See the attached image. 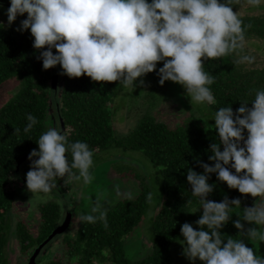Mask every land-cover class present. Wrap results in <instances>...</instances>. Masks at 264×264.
<instances>
[{
  "label": "trees",
  "instance_id": "obj_1",
  "mask_svg": "<svg viewBox=\"0 0 264 264\" xmlns=\"http://www.w3.org/2000/svg\"><path fill=\"white\" fill-rule=\"evenodd\" d=\"M244 2L248 0H231V6ZM261 2L255 7L264 9V0ZM0 5H3L0 12H3L5 21L0 26V85L10 79H18L20 85L13 96L0 106V264H8L5 247L11 229L10 214L14 203L21 198L18 189L22 187H14L13 182L21 181L23 186L30 167L28 159L18 168L17 161L38 147L36 140L48 129L50 116L54 122L51 127L58 125V130H61L62 120V132L69 142L81 140L89 145L93 151L94 167L121 156L122 160L138 161L145 175L132 169L135 165L129 163L128 159L113 162L120 179L127 178V171L133 173L137 183L134 194L103 207L107 227L104 219H98L94 223H80L71 235H63L70 230V220L69 226L60 233L61 237L54 242L51 239L43 248L49 246L51 241L54 245L58 241L61 247L55 248L54 254H49L38 264H95V260L105 254L110 257L111 264H175L171 246L176 240L183 239L180 225L189 222L194 229L198 228L194 222L202 211L198 208V198L192 195L186 181L188 168L200 173L203 169L197 161L213 163L207 159L211 154L209 145L217 142L215 129L208 126L214 124L211 119L213 113L223 106H230L235 111L241 102L251 101L253 90L264 89V65L252 67L246 61L239 63L237 49L222 57L206 59L203 67L213 77V83L209 85L214 95L213 103L192 102L178 84L184 99L192 105L190 114L181 124L173 127L150 113H144L128 132L119 134L112 121L123 105L128 103L129 106L131 99L139 95L144 101L157 97L161 85L157 82L155 70L137 78L143 79L144 83L137 84L134 89L124 88L117 81H92L83 74L70 78L60 74L59 65L55 66L56 69L51 67L45 70L42 62L36 59L39 53L32 47L33 38L29 30L19 32L14 30L17 26H9L4 15L9 2L0 0ZM238 16L242 20L244 39L257 37L264 41V15L245 13ZM53 51L55 53V49ZM161 66L162 62H157V68ZM54 73L58 74L56 89L51 87ZM148 80L152 81L151 85ZM120 99L123 100L121 103ZM247 106L251 107V103ZM28 113L36 117L37 123L25 132ZM67 155L70 159V153ZM62 180L59 178L56 181L59 190H64L59 184ZM208 182L213 185V191L207 199L219 202L227 196L240 200V208L233 207L230 219L220 229L225 236L239 238L240 230L234 227L233 221L242 217L245 207L258 204L262 197H252L230 189L225 182L217 180L215 173L210 174ZM88 203H93V197L88 198ZM196 208L197 211L193 212ZM38 211L40 222L36 233L31 232L24 221L15 222L14 233L19 251L24 255H29L33 247L63 221L59 205L54 200L42 203ZM146 217L149 222L147 240L151 242L150 252L140 259L131 260L126 253L125 239L141 223H146ZM241 223L245 229L251 226L243 220ZM241 238L247 247L253 248L246 235ZM137 244L139 247V241ZM259 256L264 258V254ZM74 257H77L76 260L70 262Z\"/></svg>",
  "mask_w": 264,
  "mask_h": 264
},
{
  "label": "clouds",
  "instance_id": "obj_2",
  "mask_svg": "<svg viewBox=\"0 0 264 264\" xmlns=\"http://www.w3.org/2000/svg\"><path fill=\"white\" fill-rule=\"evenodd\" d=\"M248 2L258 5L261 0ZM25 13L14 30H29L43 69L59 65L60 74L70 78L83 74L92 81H117L133 89L144 83L137 78L155 70L158 84L171 81L181 85L196 104L214 102L209 87L213 77L204 70L203 61L232 53L244 39L242 20L233 11L231 0H9L4 9L9 26ZM253 59L243 55L238 62ZM157 62L162 66L157 68ZM253 91L251 101L241 102L235 111L223 106L213 113L214 124L208 126L215 129L217 142L209 145L207 157L213 163L197 161L203 171L188 168L186 173L190 192L202 209L194 222L198 228L189 222L180 225L183 254L192 264L197 259L203 264H264V258L241 238L259 236L264 241V231L245 229L241 223L264 226V201L242 210V217L233 221L240 230L239 238H233L220 229L233 207L240 208V200L227 196L219 202L207 199L213 191L208 182L212 173L230 189L264 197V89ZM26 120L24 131L28 132L37 119L28 113ZM36 144L27 157L30 167L25 186L29 192L50 193L59 178L64 183L92 182L93 151L86 142H69L61 130L50 127ZM98 219H104L107 227L106 210L99 201L90 213L78 214L77 222Z\"/></svg>",
  "mask_w": 264,
  "mask_h": 264
},
{
  "label": "rangeland",
  "instance_id": "obj_3",
  "mask_svg": "<svg viewBox=\"0 0 264 264\" xmlns=\"http://www.w3.org/2000/svg\"><path fill=\"white\" fill-rule=\"evenodd\" d=\"M9 2V0H7ZM6 2V1H5ZM260 2L259 4H261ZM254 6V8H251ZM233 11H236L238 15L242 14H254V15H264V9L258 8L255 5L250 4L249 2L240 3L237 6L233 7ZM26 15V13L24 14ZM18 16L15 21L12 22V26H17L19 21L25 16ZM0 22H5L4 19L0 16ZM241 47L237 48L240 57L243 55H248L254 57L251 63L252 67H262L264 65V41L257 37L245 38L239 42ZM54 52V51H53ZM247 62V61H246ZM57 67H55L56 69ZM151 85L152 81L148 80ZM18 79H10L4 84L0 85V106L6 102L19 88ZM179 85L175 82L166 81L163 85L160 86V90L156 93L157 97L155 100L144 99L139 95L131 99V104L128 103L123 105L117 114L114 115L112 124L119 134H124L128 132L131 125H134L139 118L142 117L144 113H150L157 117L158 120L167 122L168 124L176 127L181 124L184 119L190 114V109L192 110V105L189 100L184 99V94H181V90L178 87ZM147 88H150L147 86ZM183 91L185 89L183 88ZM123 100L120 99V103ZM128 106V107H126ZM125 107V108H124ZM55 116V114H54ZM50 123L48 128L51 127L53 122V117H49ZM58 129V125L56 127ZM123 157L118 156L113 160H109L104 163H100L97 167H92L90 172L93 176V180L90 184H83L82 182H74L70 185L71 182L62 180L59 184L63 187L64 190H59L58 188H53L50 193H34L32 194L26 189L25 184L22 186L20 182H13L14 187H22L18 189L20 200L14 203L12 213L10 214L11 220V229L8 236L7 245L5 247V255L7 258L8 264H26L29 255H24L19 251V245L14 233L15 222L22 220L31 228V232L36 233L39 222V206L48 201L54 200L58 203L60 208V218L63 220L65 215L69 213L71 215V226L70 230H66L63 235H71L72 232L80 225L77 222L78 214L89 213L92 207L99 201L102 207L109 205L112 201H116L119 198L131 197L134 193L135 186L137 183L135 181L133 173L127 171V178L120 179L117 171L113 167V162L120 160V162L127 160ZM36 159V158H35ZM130 161L134 170L140 172L142 175H145L142 165L133 159H128ZM141 162V161H140ZM26 164H24L25 166ZM82 187V188H81ZM66 191V192H65ZM93 197V203L90 205L88 203V198ZM74 199V201H73ZM264 201V197L258 202L261 203ZM144 224H140L136 230L130 234L125 239V249L127 256L131 260H136L144 257L150 252L151 242H149V234L147 227L149 222H147V217L145 218ZM250 227H257L258 232L264 231V226H256L251 224ZM61 234L56 235L52 241L61 237ZM62 235V236H63ZM148 239V240H147ZM248 239V237H247ZM253 246V250L257 255L264 254V241L259 239V236L256 238L248 239ZM49 243V246L42 248L41 252L37 257V262L45 260L49 254H54L55 250L60 248V244ZM139 241V247L137 244ZM60 243L61 240H60ZM59 244V245H58ZM52 245V246H51ZM37 246V245H36ZM35 246V247H36ZM33 247V250L34 248ZM56 248V249H55ZM183 239L176 240L171 246V252L176 258L175 264H192L187 257L183 254ZM106 255V256H105ZM101 255L100 259L95 260V264H111L110 257L105 254ZM77 257L72 258L70 262L76 260ZM37 264V263H36ZM194 264H203L202 261L198 259Z\"/></svg>",
  "mask_w": 264,
  "mask_h": 264
},
{
  "label": "water",
  "instance_id": "obj_4",
  "mask_svg": "<svg viewBox=\"0 0 264 264\" xmlns=\"http://www.w3.org/2000/svg\"><path fill=\"white\" fill-rule=\"evenodd\" d=\"M58 85V74L54 73L52 78H51V87L53 89H56ZM64 130V125L62 123L61 120V131ZM28 157V153L25 154L24 156H22L18 161H17V168L19 167V165L25 161ZM70 219H71V215L69 213H67V215H65L63 221L57 225L53 231L42 241L40 242L32 251V253L30 254V256L28 257V260L26 262V264H38L37 262V257L39 255V253L41 252V249L51 240L54 238L55 235L62 233L70 224Z\"/></svg>",
  "mask_w": 264,
  "mask_h": 264
},
{
  "label": "flooded vegetation",
  "instance_id": "obj_5",
  "mask_svg": "<svg viewBox=\"0 0 264 264\" xmlns=\"http://www.w3.org/2000/svg\"><path fill=\"white\" fill-rule=\"evenodd\" d=\"M2 14H3V12H0V16H1V17L3 16Z\"/></svg>",
  "mask_w": 264,
  "mask_h": 264
}]
</instances>
